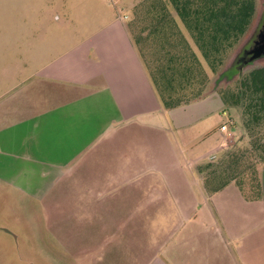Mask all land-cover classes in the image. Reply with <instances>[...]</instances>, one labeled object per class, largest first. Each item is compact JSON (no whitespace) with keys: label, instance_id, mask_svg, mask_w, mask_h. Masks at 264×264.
I'll use <instances>...</instances> for the list:
<instances>
[{"label":"crops","instance_id":"obj_1","mask_svg":"<svg viewBox=\"0 0 264 264\" xmlns=\"http://www.w3.org/2000/svg\"><path fill=\"white\" fill-rule=\"evenodd\" d=\"M2 21L0 184L37 207L0 264H264V167L257 201L197 170L233 135L218 93L164 109L126 21L74 46Z\"/></svg>","mask_w":264,"mask_h":264},{"label":"trees","instance_id":"obj_2","mask_svg":"<svg viewBox=\"0 0 264 264\" xmlns=\"http://www.w3.org/2000/svg\"><path fill=\"white\" fill-rule=\"evenodd\" d=\"M257 4L258 0H147L132 11L128 29L164 109L183 107L205 97L209 77L202 58L213 73L219 74L217 84L221 80L227 83L228 87L221 88L218 94L226 108L242 110L243 125L249 136H253L252 132H256L257 128L263 130L264 64L246 73L245 70L258 61L248 64L249 58L241 55L223 70L231 52L252 27ZM140 8H143L142 16L137 13ZM146 19L150 26L141 27L143 24L139 21ZM138 24L141 25L136 31L134 27ZM185 31L200 56L191 46ZM149 41H152L151 46H155L152 49H158V58L145 47ZM233 67L235 70L229 73ZM252 145L251 152L262 168L264 131H257ZM245 154L246 151L241 154L242 157ZM212 166V163H207L197 169L208 193H216L235 183L246 200L262 198L260 168L253 171L250 169L253 165L249 164L246 166L248 169L241 171L238 177L236 168L230 173L222 169L221 175L215 177L218 172L207 173Z\"/></svg>","mask_w":264,"mask_h":264},{"label":"rangeland","instance_id":"obj_3","mask_svg":"<svg viewBox=\"0 0 264 264\" xmlns=\"http://www.w3.org/2000/svg\"><path fill=\"white\" fill-rule=\"evenodd\" d=\"M145 2L147 3V0H0V5L2 7L0 8V16L3 20L2 22L6 23L9 27L13 26L15 18L22 19L25 23L24 26L27 28L31 27L35 22L42 23L44 21L46 22L47 31L59 37L66 35L67 38L69 35L72 39L71 44L74 46L75 43H80L84 39L91 38V36L98 34L102 27H107L110 23H117L121 26L126 21L128 26L132 17V11L135 9L137 10V8ZM171 11H173L172 8ZM137 13L139 16H142L143 8H140ZM125 17H127L126 20ZM58 19H60V22ZM139 22H142L143 25H135L134 30L136 31H138L139 25H141V27L150 26V22L148 24L147 19L146 21L142 20ZM263 22L264 0H258L257 13L253 25L241 43L231 52L223 70L230 67L229 65L232 64V61L236 56H241L246 49L252 47L256 34L262 28ZM28 30L31 32V29ZM185 34L187 35L191 46L200 56L197 48L186 31ZM151 44L152 41H149L145 47L150 49V53L152 50L154 56L158 58V49H152V47L155 46H151ZM67 46L69 47L70 45L67 44ZM55 47L57 49L60 47V45H58V40L57 46ZM201 60L209 77L203 96L218 93L221 88H227L228 86L225 80H221L219 84H217L219 74L213 73L207 66L206 62L202 58ZM263 64L264 61H258L248 67L245 72L247 73L248 71L256 67H260ZM234 70V67L231 68L229 73ZM225 112L226 115L224 116L223 113ZM223 113L217 117L218 122L220 124L221 122L226 123L227 126H229V133H233V135H226L220 145V148L217 149V153L212 155L214 158L211 159V156L209 159H203L202 163L204 164L200 166L212 163L213 166L209 168L207 173L215 171L218 172L215 174V177H219L221 175L222 169H224L226 173H230L233 168H236L235 174L236 177H238L241 171L248 169L246 166L249 164L253 165L252 168H250L251 170L254 171L259 169L261 166L257 164L254 154L251 152L253 150L252 142L257 138V131H264V127L263 130H258L257 128L256 132H252L253 136L250 137L243 125L244 115L242 114V110L240 108L230 107ZM219 134L220 136L222 135V133ZM219 134L216 138V145L220 140ZM245 151L246 154L242 157L241 154ZM162 187V192L169 194L170 188H168L167 184L165 186L162 185ZM184 190L185 194H190V196L195 190L197 191V189L188 188V186H186ZM55 195L57 194L55 193ZM17 197L18 196L15 195L12 187L4 188L0 184V232L6 231V236L0 233V240H5V242L9 243V246L14 247H10V249H8L9 254L13 252L15 253L14 257L17 252L15 245L17 241L15 230L18 231L19 228L23 229L24 226L27 227L30 225L32 210H35L37 207L35 205L36 201H31L29 199L22 201ZM26 208H29L30 211H25Z\"/></svg>","mask_w":264,"mask_h":264},{"label":"water","instance_id":"obj_4","mask_svg":"<svg viewBox=\"0 0 264 264\" xmlns=\"http://www.w3.org/2000/svg\"><path fill=\"white\" fill-rule=\"evenodd\" d=\"M242 56L249 58L248 64L259 61L264 57V22L260 31L256 34L251 48L246 49Z\"/></svg>","mask_w":264,"mask_h":264},{"label":"built area","instance_id":"obj_5","mask_svg":"<svg viewBox=\"0 0 264 264\" xmlns=\"http://www.w3.org/2000/svg\"><path fill=\"white\" fill-rule=\"evenodd\" d=\"M224 115H226V112L224 113ZM221 129H222L223 131H227V130H228V126H227V124H224V125L221 127ZM212 158H214V156H212L211 159H212Z\"/></svg>","mask_w":264,"mask_h":264}]
</instances>
